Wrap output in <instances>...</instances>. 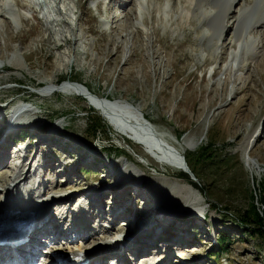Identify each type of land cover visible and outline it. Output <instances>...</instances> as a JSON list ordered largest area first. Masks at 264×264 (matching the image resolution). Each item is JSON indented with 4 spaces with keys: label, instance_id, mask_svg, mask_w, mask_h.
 <instances>
[{
    "label": "rangeland",
    "instance_id": "rangeland-1",
    "mask_svg": "<svg viewBox=\"0 0 264 264\" xmlns=\"http://www.w3.org/2000/svg\"><path fill=\"white\" fill-rule=\"evenodd\" d=\"M262 59L264 0H0V210L3 188L28 200L19 212L49 216L37 236L61 253L78 244L122 253L118 264H218L220 231V264H264V239L241 222L264 208ZM75 84L120 116L142 114L152 137L193 160L201 189L84 97L46 91ZM91 109L107 131L93 134ZM210 144L226 167L195 164ZM22 172L14 192L2 184ZM45 250L35 264H50Z\"/></svg>",
    "mask_w": 264,
    "mask_h": 264
},
{
    "label": "bare ground",
    "instance_id": "bare-ground-1",
    "mask_svg": "<svg viewBox=\"0 0 264 264\" xmlns=\"http://www.w3.org/2000/svg\"><path fill=\"white\" fill-rule=\"evenodd\" d=\"M236 1H238V0H236ZM198 2H200V1H198ZM229 14L232 15V12L229 13ZM215 25H216V27H218L219 26V23L217 22ZM239 27H241V26H239ZM241 30H243L242 27H241ZM258 65L259 66H257V67H259L260 70L264 71V59H262L261 62ZM260 77H261V79L264 77V72L263 73H260ZM81 86H82L81 84H75L73 86L65 85L62 89H57L55 87V85H54V87L47 88L46 91L49 94H54V93H57V92L65 93L67 91H70V92H72L74 94L83 95L84 97H87L90 100V102H92L98 108V110H100V111H102L103 113L106 114V117H108V116L110 117V118L109 117L107 118L108 121L114 127H116L117 129H119V132L120 133L124 134L128 138L133 139L134 141H137L138 144H141L143 146L144 145L145 146H148L150 148V150H152L154 153L157 152L156 155L159 154V156L162 157V158H160V159H162V161H161L162 163L168 164L170 167H173V168H175L177 170L186 171V172L189 173V170H187L186 166L184 165L185 164L184 161H183V156L184 155L182 153H179V152H176V151H171L170 150L171 147L170 148L169 147L168 148H165L166 146L164 145V143L162 144L158 138H156L154 136L152 137L153 134L151 133L152 134L151 135L149 133L150 132H153V131H151L149 129V127L147 128L146 124L148 123V120H146V118L144 116H142V118H141V116H139L140 118H138V116L136 115L135 117L132 118V117L120 116V114H119L118 117H120V119L119 120H116V117L114 116V113H118V112H116V110H114V108H112L113 106L108 103V102H112V100H108V99H105V98L95 97L94 93H92L91 90H88L86 88V90H87L86 91L84 89V87L82 86V88H81ZM116 102H120L121 103L120 100H118ZM116 102H114V103L116 104ZM116 107H118V106H116ZM130 115H132V113ZM118 121L121 122L122 124H119ZM136 124L139 125V127H140V130L139 131H137V126H135ZM148 125H149V123H148ZM16 173H18V172L15 171V174ZM24 177H25V174L22 172L20 174H17V176H16V178L14 180H10L11 181V184H9L8 181H6V180H3V183L2 184H8V185H10L9 187L14 192V189H16V187H18V185L16 183L17 182L16 180L19 181V180H21ZM8 179H9V177H8ZM4 181H6V182H4ZM9 191L10 190H6L5 188H3V191L2 192L5 193V195H2V196H5L7 199L9 198L8 199V203H10V204L11 203H14V204H18V205L16 207L15 206H12V204H11V206H6V208H9L7 210V212H6L7 214L0 212V226H2V229L3 230L7 227L8 230L11 231V230L16 229L18 227V225L24 226L23 223L27 219V215L25 214L26 211H24V212H19V211L22 210V207L23 206L24 207L25 206H28L30 203H28L29 201L27 200L23 204L21 202V198L22 197L21 198H18L19 201L17 202L13 198H10L9 197L11 195L9 193ZM16 197H17V195H16ZM30 206H31V204L29 205V207ZM11 209H13V210H11ZM16 211H18L19 213L16 212ZM11 212H13V213H11ZM37 221H38V224H36L37 227L41 223L42 230H45V228H47V226L49 224V222L46 224L43 219H40V220H37ZM37 227H34V229L37 228ZM31 229H32V227H31ZM0 242H3V239L2 238H0ZM30 242H31V244L29 245L30 246V249H28V250H27V244L26 243L21 244V246L18 247L17 250L16 249L15 250H12L11 249V245H9V244H6L4 247H0V264H29V262H30V260L32 258V254L35 252V249H34V245L32 243V240H30ZM48 242H50V241H48ZM75 245H76V247L77 246H81V245H78V244H75ZM75 245H73V246H75ZM68 246L70 248L73 247V246H71V244L68 245ZM110 252L111 251H109V253L108 252L106 253L104 251L101 254H103L102 256H108V255H110ZM92 255L93 254H91V255H89L88 253L86 254V257H87V259L89 261V264H99V263H97V261H98L97 255H94V256H92ZM34 256H36V253L33 254V257ZM54 257H56V256H54ZM101 259H103V258H101Z\"/></svg>",
    "mask_w": 264,
    "mask_h": 264
},
{
    "label": "trees",
    "instance_id": "trees-1",
    "mask_svg": "<svg viewBox=\"0 0 264 264\" xmlns=\"http://www.w3.org/2000/svg\"><path fill=\"white\" fill-rule=\"evenodd\" d=\"M86 113L90 117L92 124L94 123L93 129H92L94 132L93 133L94 135L95 134L97 135L98 132H102V131L105 132L108 130L107 126H106V124H104L102 118L93 109L86 111ZM201 150L202 151L200 152L199 157L196 156V158H197L195 161L196 165L203 164V162H204L203 160L206 156L209 157L208 159L210 161H215V159H216V162L219 163L218 165H221L222 167H226L230 161V157H226L225 155L217 156V157L209 156V151L212 150V144H210L208 146H203L201 148ZM184 157H185V160H186L188 167L190 168L191 172L195 176H197L195 171L191 167V163H193V160H191V158L187 155H185ZM85 172L88 173V171H85ZM184 174H185V177L188 179V181L190 182V184L193 187L201 189V187H199V186H201L200 183L199 184L193 183L191 181L189 174L186 172H184ZM202 190L204 191L205 189H202ZM262 190L264 193V185L262 186ZM261 202L264 204V198L262 199ZM226 218H227V216H226ZM241 222H242L243 228H245L246 224L254 225V227L257 229V232L260 233L261 237L264 239V208H263L262 212H259L256 210L255 207H253V209L249 213H247V215H245V217L241 218ZM226 237H228L227 234L224 235L223 233L219 232V239H218V245L219 246H215L213 248V250L211 251V253L213 255V259H215L218 264H220V253L221 252L223 253L224 251H228V248H227L228 243H226L228 238H226Z\"/></svg>",
    "mask_w": 264,
    "mask_h": 264
},
{
    "label": "water",
    "instance_id": "water-1",
    "mask_svg": "<svg viewBox=\"0 0 264 264\" xmlns=\"http://www.w3.org/2000/svg\"><path fill=\"white\" fill-rule=\"evenodd\" d=\"M81 88H82V86H81ZM84 89L86 90V88H84ZM86 91H87V90H86ZM183 161H184V158H183ZM184 163H185L184 165L186 166L187 170H189V174H190V176H191L190 178H192L193 180H195L196 178H194V177H195L194 174H193V173L190 171V169L188 168V166H187L188 164H186L185 161H184ZM185 166H184V167H185Z\"/></svg>",
    "mask_w": 264,
    "mask_h": 264
}]
</instances>
